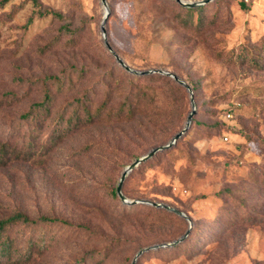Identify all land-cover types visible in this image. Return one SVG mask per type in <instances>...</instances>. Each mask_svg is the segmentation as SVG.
<instances>
[{
	"label": "rangeland",
	"instance_id": "obj_1",
	"mask_svg": "<svg viewBox=\"0 0 264 264\" xmlns=\"http://www.w3.org/2000/svg\"><path fill=\"white\" fill-rule=\"evenodd\" d=\"M38 1L43 12L60 18L40 15L32 0H0V137L12 135L13 124L17 131L21 115L43 100L48 76L65 83L48 84L55 100L40 118L37 155L0 167V218L21 211L85 227L49 228L55 240L41 254L36 248L31 264H90L91 257L132 264L142 248L178 239L190 225L155 210L135 212L112 189L128 165L186 127L190 95L183 87L168 91L163 113L64 127L61 138L44 144L76 99L87 94L96 109L107 84L125 89L130 73L106 49L101 0ZM107 3V39L128 66L165 69L195 88L192 127L123 185L129 200L163 202L186 213L193 222L189 245L154 250L137 264H264V0H219L202 14L203 30L193 26L200 14L188 17L175 0ZM245 48L258 66L236 59ZM122 100L113 98L109 109Z\"/></svg>",
	"mask_w": 264,
	"mask_h": 264
},
{
	"label": "trees",
	"instance_id": "obj_2",
	"mask_svg": "<svg viewBox=\"0 0 264 264\" xmlns=\"http://www.w3.org/2000/svg\"><path fill=\"white\" fill-rule=\"evenodd\" d=\"M32 1L39 9L40 15L44 16L52 14L54 17L60 18L59 15L53 11L47 10L43 12V7L38 0ZM218 2L219 0H214L208 4L195 8H187L180 5L179 3L178 5L180 6V10L183 11L188 17H191L195 13L200 14L197 24L193 26L203 30L205 25L202 20V14L206 9H208V7H211ZM216 11L213 12V22H216L217 20ZM179 16H181V12L177 14V17L175 16V20H178ZM31 21L32 19L29 22ZM200 30L199 32L203 33V31L201 32ZM45 50L46 48L42 49V52ZM261 52L264 58V39L262 41L261 50L259 53L261 54ZM237 58H239L240 61L250 58V63L253 64V66H258L259 64L258 58L256 59L254 52L248 50L247 48H245V50L242 49L240 53L236 55V59ZM83 74L84 73L81 72L82 76ZM127 76L129 77V80H127L129 87L125 89L119 87L116 88V90H111L112 83L107 84L108 89L106 90L104 101L102 105L96 109H92L90 103L91 100L89 98L90 96L88 97L87 94H84L80 98L76 99L73 104V110L69 115H67V117L64 110L59 114V117L56 119V125L58 128L55 127L52 129V132H50V134L45 138L44 144L55 143L59 138H61L64 127L66 128V131H69L76 130L84 125L92 124L96 120L109 122L117 121L118 123H121L126 121L130 122L139 115L147 117L163 113L166 111V103L170 97L168 91L171 93L179 92L183 87L179 85L173 78L166 75L151 74L137 76L128 74ZM50 82L53 85L59 86L60 88L62 85H64L63 83H65V81L60 79L58 76H48L43 86V100L32 105L28 111L21 115L20 120L17 122V131L15 130V124L12 125V131L14 134L12 133V135L7 138L0 137V167H5L14 161H29V159H32L35 155H37L38 152L36 146L39 139V128L42 127L40 118L44 114H50L55 100L48 85ZM67 82L70 83V86L72 85L71 78H69ZM188 84L192 87L194 92L195 88L193 85L190 83ZM121 97H123L121 105L116 110H110L109 103L111 100L113 98L115 100ZM193 123L194 118L191 127ZM146 127H148V125H146ZM15 138H18V140H15ZM178 143L179 141L177 144ZM177 144L175 146H177ZM175 146L172 148L174 149ZM172 148L166 151L172 150ZM112 195L117 198L119 197L117 194V188L112 189ZM125 206L129 207L131 210L133 209L135 212H140L144 209H150L163 214L169 219H184L164 209L145 204ZM247 216V218L250 217V215ZM52 227H60L63 229L67 228L71 229V231L76 229H85L84 226L73 225L70 222L58 217L41 216L38 218H31L21 211H16L7 217L5 216L0 218V263L5 262L12 264H31L35 258V249L37 248L39 254H41L43 253L44 249L55 240L54 236H49L48 234V229ZM192 230L193 227L190 234L182 243L175 247L166 249H178L181 246L187 247L189 245L187 244V241L192 234ZM166 249L155 251H165ZM147 253H144L143 255ZM101 263L102 261L97 257H91L90 264Z\"/></svg>",
	"mask_w": 264,
	"mask_h": 264
},
{
	"label": "water",
	"instance_id": "obj_3",
	"mask_svg": "<svg viewBox=\"0 0 264 264\" xmlns=\"http://www.w3.org/2000/svg\"><path fill=\"white\" fill-rule=\"evenodd\" d=\"M177 3H179L180 5L187 7V8H195V7H199L205 4H208L214 0H197V1H185V0H175ZM101 3L105 9V15L102 21V25H101V31L103 33V37H104V43L106 46V49L111 53V55L116 59L117 63L123 68L125 69L128 73L133 74V75H151V74H160V75H166L168 77L173 78L179 85L183 86L189 93L190 95V104H191V112L188 115V120H187V124L186 127L183 128L180 132H178L177 134H175L173 136V138L165 145H161V146H157L152 148L151 150H149L145 155H143L142 157L136 159L134 162H132L130 165H128L122 175L121 178L119 180L118 186H117V194L119 196V198L121 199L122 203L128 206H133V205H139V204H145V205H149V206H153L156 208H160V209H164L166 211H169L171 213H174L184 219H186L189 222V229L188 231L182 235L181 237H179L178 239L171 241V242H167V243H161V244H154L148 247H144L142 248L140 251L137 252L136 256L134 257L132 264H137L139 258L147 252L150 251H154V250H162V249H166V248H172L175 247L177 245H179L180 243H182L187 236L190 234V231L192 229L193 226V222L192 219L183 211H181L180 209L173 207L167 203H163V202H156V201H151V200H146V199H141V200H129L123 193V185L124 182L126 181L127 176L133 172L138 166H140L141 164L151 160L156 154L166 151L170 148H172L173 146H175L177 144V142L182 139V137L187 133V131L189 130V128L191 127L193 118L196 114V103H195V98H194V92L192 87L186 83L182 78H180L177 74L172 73L168 70L165 69H152V70H144V71H138V70H134L132 69L130 66H128L125 61L120 57V55L114 50V48L110 45L108 39H107V34H106V23L110 17V9L108 7V3L107 0H101Z\"/></svg>",
	"mask_w": 264,
	"mask_h": 264
},
{
	"label": "built area",
	"instance_id": "obj_4",
	"mask_svg": "<svg viewBox=\"0 0 264 264\" xmlns=\"http://www.w3.org/2000/svg\"><path fill=\"white\" fill-rule=\"evenodd\" d=\"M225 140H227V137H225Z\"/></svg>",
	"mask_w": 264,
	"mask_h": 264
}]
</instances>
